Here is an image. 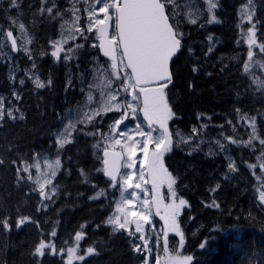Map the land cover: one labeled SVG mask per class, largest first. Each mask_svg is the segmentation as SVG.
Returning <instances> with one entry per match:
<instances>
[{"label": "trees", "instance_id": "obj_1", "mask_svg": "<svg viewBox=\"0 0 264 264\" xmlns=\"http://www.w3.org/2000/svg\"><path fill=\"white\" fill-rule=\"evenodd\" d=\"M55 1L63 5L62 13L70 11L65 0ZM245 1L218 0L215 14L219 23L201 20L192 24L184 16L177 22L170 18L183 33L167 89L174 113L170 129L190 135L193 128L197 129L191 141H175L165 156L166 166L176 177L177 192L189 203L187 211L202 223L196 233L186 234L187 253L193 257L190 264H264V206L258 201L257 179L250 167L261 156V146L259 140L253 141L255 147L242 143L249 139L252 129L250 121L241 119V114L256 117L257 132L264 130V96L250 87V77L243 71L247 47L240 40L239 7ZM18 3V8H9L8 0H0V24L10 23L11 17L25 25L32 55L24 56L22 63L29 67L35 62L36 70L45 75V83L50 79L51 84L37 96L33 82L21 76L19 60L10 61L3 53L4 48L0 49V97L6 105L23 113V119L0 121V159L5 161L0 165V208H3L0 217H6L11 225L7 231L0 228V264H67L58 251L33 256L35 245L45 239L65 247L81 230L84 231L81 247H95L97 254L87 256L79 264H132L126 233L123 230L114 233L113 226L106 222L120 191L116 188L107 194L109 182L100 171V153L95 150L91 136L78 129L74 139L59 150L52 137L61 116L73 108L58 106L62 102V76H56L58 68L47 45L57 29L50 25L48 15L40 12L41 7H46L41 0H18ZM255 10V20L259 19L258 39L264 42L260 40L264 33V0H255ZM11 28L16 35L17 25ZM209 35L212 42L207 39ZM90 54L93 63L95 55L101 58L98 47ZM193 67L197 70L193 71ZM70 74L74 80L75 73ZM20 80L24 83L20 84ZM14 92L19 93V99L13 96ZM78 99L76 96L74 101ZM228 137L241 142L232 143ZM221 144L225 145L224 150ZM57 155L62 162L55 177L60 189L48 206L42 208L33 182L23 172L20 175L25 179L18 182L16 168L21 161ZM13 160L15 165L11 163ZM230 162H235L236 171H229ZM217 184L220 187L212 192ZM94 187L103 191L100 198L91 197ZM213 200L218 208L210 206ZM23 216L31 219L17 228L16 222ZM53 231L55 237L51 236ZM201 243L205 248H200Z\"/></svg>", "mask_w": 264, "mask_h": 264}, {"label": "snow or ice", "instance_id": "obj_2", "mask_svg": "<svg viewBox=\"0 0 264 264\" xmlns=\"http://www.w3.org/2000/svg\"><path fill=\"white\" fill-rule=\"evenodd\" d=\"M79 2V0H76ZM88 3V0H84ZM42 5L49 3V0H41ZM204 7H196V15L193 17L192 8L194 6L188 5V11L185 15L192 24H196L200 15L207 14L208 19L206 23H219L215 14V10L219 7L218 0H203ZM9 8H18V0H8ZM99 5V7H97ZM169 6L171 8L169 9ZM180 5L177 0H93V3L86 9L88 16V25L86 29L76 28V32L84 37L85 33H91L95 30L96 37L99 41L98 45L105 57L111 61L110 71L105 69L101 73L103 80L99 78L94 80L93 84H89V95L87 103L93 102L91 91L99 84H103L101 91V100L95 110L81 111L78 116L81 117L78 121L69 122L64 125L61 131L56 134V143L59 149L71 141L68 139L71 136V130L77 129V123H92L95 127L94 117H103V114L109 112L120 113L119 119H116L109 125L110 133L101 134L99 129L95 132L87 133L88 135H100L104 142L103 146V173L110 179L111 186L116 187L119 184L121 200L117 201L116 214L109 217L107 223L113 226V232H127L128 236L136 237L141 244L132 243V248L135 252H145L147 255L143 259V264H149L148 256L153 253V246L149 245V239L146 238L145 226L147 225L152 232H155L153 223V216H159L164 221L162 228V237L159 233L156 235L155 247L159 248L163 244V252L166 259L161 260L156 258V264H190L193 261L191 255L188 256H167L169 253V234L174 233L179 237V245L183 247L185 243V235L181 230V223L179 217L181 210L187 205V201L177 196L174 189L176 178L168 171L164 164L165 154L170 152L173 147V133L170 132L168 121L174 116L172 108L165 94V88L171 82L172 76L169 71L170 59L180 50L183 33L177 30L178 25L170 23V18L177 16L180 13L177 9ZM54 9L55 14H53ZM166 9H169L166 11ZM69 11V10H65ZM72 12L73 22L79 21L80 17L77 15L78 8L74 5L70 9ZM40 12L48 13L52 19L57 16L63 18V13L57 8L55 0H51L50 7H41ZM102 14V18L101 17ZM256 16L255 0H247L244 5L243 14L241 16V23L247 20L251 26L247 28L246 35L248 50L247 61L244 62L243 71L250 77V87H254L255 91L264 96V73L257 74L256 69H264V42L258 44L257 42V25L259 19ZM11 25H17L21 33V43L18 45V39L14 36V32L10 27L6 32L0 28V36L4 37L0 41V49L7 46V41H10V51H24L31 58V51L27 48L26 43L23 42L27 37V31L23 23H18V18H9ZM204 25H201L203 27ZM109 28H112L113 34L109 36ZM63 37V33H62ZM73 39L75 37H72ZM210 42L213 41L211 35L207 38ZM260 40L264 41V33H261ZM30 42V41H29ZM67 43L66 39L51 41L53 50L50 55L57 60L63 59L65 61L72 60L75 52L83 45L70 46L67 49L63 44ZM258 47L259 51L254 52L253 48ZM213 49L210 46L209 52ZM47 53H41L46 55ZM7 56V54H5ZM259 57V58H257ZM126 59V63H125ZM35 62L32 68L29 79L32 80L37 89L45 88L51 84L49 79L47 83L41 80ZM130 69L129 71H125ZM197 69L193 67V71ZM99 71V68L97 69ZM123 73V75H121ZM119 82L118 88H113V79ZM12 79H15L12 77ZM20 84L24 80L19 81ZM121 91L131 96V102L127 100L118 99L121 96ZM19 99V93H13ZM142 104V107L138 105ZM87 107V104H86ZM123 109V111H121ZM138 112L143 113L144 121L135 124L134 129L128 128L127 121L129 119L139 120ZM239 113L240 110L237 109ZM19 113V115H17ZM91 113V114H90ZM5 118L23 119V113L19 109H13L10 105H6L3 97H0V121ZM241 119L249 120V127L252 131L249 133V139L242 141L246 147H255L254 140H259L261 146V156L257 159L261 160L260 168L264 170V138H261L262 133L257 132L256 117H249L246 114H241ZM123 127V130H121ZM192 133H197V129L193 128ZM179 135V133H176ZM185 143L192 140V135L184 139ZM232 143H240L241 141L233 140L228 137ZM217 143H220L217 141ZM198 146V145H197ZM119 147V151L115 149ZM94 148L100 149L101 144L98 141ZM221 150L225 149V145H220ZM142 154L139 159V168L137 169V154ZM29 164L27 161H21V166L16 168L17 179H25L20 173H29L30 168L36 170L37 176L34 180L39 187V195L43 198L50 199V195L45 192V186L51 185V192L54 193L56 188L52 184L53 178L57 176L61 161L59 155L54 159H45L44 164L48 171L41 173V164L38 160ZM4 160L0 159V165L4 164ZM16 164V160L11 162ZM255 167V165H250ZM229 171H236L235 162L228 164ZM131 170V171H129ZM83 174V171H82ZM149 179H145V175ZM119 177V179H118ZM134 178L136 182H134ZM28 180H33V176L29 174ZM261 177L257 176V180ZM151 185L153 196L151 200L147 198V189L145 185ZM166 185L171 201L164 202V197L161 194L162 186ZM220 185L211 189L215 192ZM131 190V191H129ZM144 193L145 198L141 199L138 194ZM258 201L260 205L264 206V184L257 188ZM99 195V194H98ZM139 205V211H132V208ZM211 207H219V205L212 201ZM153 208L155 212H153ZM3 211V208H0ZM163 211V215H161ZM30 217L23 216L16 222V227L20 228L26 222L30 221ZM35 223V221H32ZM134 225V230L130 226ZM11 227L9 220L6 217H0V228L5 231ZM84 226H81L83 228ZM137 234L139 236L137 237ZM52 237L56 236L55 231L51 233ZM84 237L82 231H77L75 234V243L77 247H69L66 249L67 264H73V260L84 261L86 256L97 254L95 247L89 246L83 255H77L79 251V241ZM200 248H205V244L201 243ZM51 249L56 251V246L45 239H40L35 245L33 256L42 257L46 250ZM65 253L63 247L59 250Z\"/></svg>", "mask_w": 264, "mask_h": 264}, {"label": "rangeland", "instance_id": "obj_3", "mask_svg": "<svg viewBox=\"0 0 264 264\" xmlns=\"http://www.w3.org/2000/svg\"><path fill=\"white\" fill-rule=\"evenodd\" d=\"M65 1L67 3H69L68 7L72 8L74 5L75 8L79 9V12L77 13V15H79L80 19L78 22L74 23L73 19H72V12L71 11H67L66 13H63V18H61L60 16H57L56 19H52L51 15L46 13V15H48V17H49L50 25L56 27V29H57V33L55 35H51L49 37V40L47 41L48 53L50 54L51 51L53 50V46L51 44V41H54V40L66 39L67 43L63 44V47L65 49H67L70 46L74 47L75 45H83V47H80L75 52L74 58L72 60L65 61L63 59V53H61V59L60 60H57L56 58L52 57L51 55H50V57L52 58V60L57 65V68H58V73L56 75L57 77H61V76H62V78L66 77V79L68 81H70L71 74H70V76L64 75L63 70L65 69L67 72H73L72 70H74L75 68L79 69L78 72L75 73L76 78L74 81H79V84H82L81 86L85 89V93H84V97H82L81 95H78L79 99L77 102H74V103H76V105L73 106L74 109L69 110L63 117H61V120L58 124L57 132L61 131L64 128V125H66L69 122V120H72L73 122L78 121L81 118L78 116L79 112L97 109V107H98L97 102H99L101 100V91L103 90V84L102 83L99 84L97 87H95L91 91V95L93 97V102L91 104L87 103V97L89 95V87L88 86H89V84H93L94 80L96 78H99L102 81L103 76L101 75V73L104 72L105 69L110 71V63H111L110 59H107V58H104L101 56L99 47H98V49H99V54H100L101 58H99V57H97V55H95L94 63H93L92 59H90L91 56L93 57V55L90 54V52L93 51V49L95 48L93 45L99 44V41H98L96 34H95V30H93V32H91V33L86 32L84 37H81L76 32L77 27H79L81 29L87 28L89 21H88L86 9L93 3V0H88V3H85L84 0H79V2H76V0H65ZM55 3L57 5V8L61 11V8H63V5H60L57 1H55ZM246 3H247V0L242 5H240V7H239V30H240V40L243 42L244 45H246L247 50H248L246 35H242V33L246 34L247 28L250 27L251 24L247 20H244L243 23H241V16L243 14V8H244V5ZM177 4L180 5V7L177 9V11L180 14L177 16H173V20L176 22L178 20L179 21L183 20V18H181V16H184L188 20V17L185 15V12L188 11V5L194 6L191 10L193 17H195V15H196V7H199V8L204 7L203 0H177ZM50 6H51V0H49V3L46 4V7H50ZM97 7H99V5H97ZM169 7L171 8V6H169ZM55 11L56 10L54 9L52 15L55 14ZM215 12H216V10H215ZM100 18H102V14H101ZM207 19H208V15L205 13L203 15H200L198 22L201 20H207ZM254 22H255V17H254ZM18 23H21V21L20 22L18 21ZM56 23H57V25L55 26ZM0 25H1L0 28H3L5 32L12 26L10 23L0 24ZM17 29H18V26H17ZM26 31H27V29H26ZM62 33H63V37H62ZM112 34H113V31H112L111 35ZM14 36L17 37L18 45H19L21 43L20 31L18 30V33H16V35L14 34ZM72 37H75V38L73 39ZM3 40H4V37L0 36V41H3ZM29 41H30V35L27 32V37H26V39L23 40V42L26 43L27 48L30 50V42ZM257 42H258V44L261 43L258 39V35H257ZM3 48H4L3 53L7 54V57L10 59V61L12 58H14L15 60H19L20 67L22 68L21 69V72H22L21 76H23V77L26 76L29 79L31 72H29L28 70L31 69L32 66L27 67L25 64L22 63V58L28 54H26L24 51L11 52L10 51V41H7V46H5ZM86 49H89V53L86 52ZM84 51L86 52V54L82 57V54ZM253 51L258 53V51H259L258 47H254ZM28 57H29V55H28ZM257 58H259V57H257ZM50 59H49V61H50ZM81 60H83V62ZM246 61H247V58H246ZM48 64H50V62H48ZM79 67L90 68L91 71L90 72H88V71L84 72V69L81 70ZM98 68H99V71H97ZM125 71H129V70L127 69ZM256 72H257V74L264 73V69H256ZM38 74L40 75L39 72H38ZM121 75H123V73H121ZM40 78H41V80L45 81V75H40ZM112 79H113V88H118L119 82L116 81L114 77ZM30 81H32V80H30ZM42 90H43V88L37 89L34 86V92L37 94V96L42 95ZM118 99L127 100V101L131 102L132 98L127 93H123L121 91V96L118 97ZM86 104H87V107H86ZM138 107H142V104L138 105ZM121 111H123V109ZM137 115L139 116V120L129 119L127 121L128 128L134 129L136 123L144 121V117H143L142 112H138ZM119 117H120V113H117V112L105 113V114H103L102 118L100 116L94 117L95 127L93 126L92 123L85 122V123H77V129H79V131L82 132L83 134L95 132L97 130V128L99 129L101 134L110 133L109 125H111L116 119H119ZM173 118H174V116H173ZM172 119L168 121V126H169L170 132L173 133V140H174L173 147H174L175 141H180V140L184 141L183 139H181V137H183L184 139H187V137L190 134L181 131V132H179V135H176L175 134L176 132H174V130L170 129V122L172 121ZM121 130H123V127H121ZM69 131H71V133L73 132V130H71V129ZM191 135L193 136V134H191ZM89 136H91L94 145H96L98 141L100 142L101 148L100 149L95 148V150L100 153V157H101V161H102V156H103L102 149L104 146V142L101 139V136L100 135H95V136L89 135ZM71 138H72L71 136L68 137V139L70 141H71ZM56 146H58V145H56ZM115 150L119 151L120 149H119V147H117ZM166 154H165V156H166ZM141 155L142 154H140V153L137 154V169L139 168V159H140ZM55 157L56 156H51V157L50 156H43V157H36L35 158V160H38L41 164V169H40L41 173H45L48 171L47 167L44 164V160L45 159L51 160V159H54ZM258 157H260V156H258ZM59 158H60V156H59ZM60 161H61V158H60ZM33 162H35V161L33 160L31 162H28V163L31 164ZM261 162H262L261 160L257 159V161L255 163L250 164V165H255V167H251V169H252V171L254 170L253 172L256 175V179H257V176L261 177L260 180H257V188L260 187L261 184H264V170H262L260 168ZM164 164H165V167L168 169V167L166 166V163H165V157H164ZM101 165L102 166L100 167V171H102V169H103V162ZM61 167H62V164L60 165L58 172L61 171L60 170ZM255 168L257 170H255ZM129 171H131V170H129ZM168 171L173 175V173L169 169H168ZM102 173H103V171H102ZM29 174H31L33 176V180H31V181L34 184V190L39 194V187L36 183H34V180L37 176L36 170L34 168H30L29 173H26V176H28ZM118 179H119V177H118ZM145 179L146 180L149 179L147 174L145 175ZM108 182H109V186L106 188L107 194L111 193L110 191H112L116 188H119V184H117L116 187H112L109 178H108ZM134 182H136L135 178H134ZM52 184L55 185V188H56L54 193L51 192V187H52L51 185L45 186V192L50 195V197H51L50 199L43 198L39 195L41 198V207L42 208H46L48 206V204L54 198V195L57 193L58 189H60V186L56 183L55 178H53ZM145 187L147 189V198L149 200H151V198L153 196V193L151 190V185L148 184V185H145ZM173 187H174L175 191L177 192L176 185H174ZM94 190H95V193L91 197L100 198L103 194V191L97 190V189H95V187H94ZM119 191H120V189H119ZM129 191H131V190H129ZM138 194L140 195L141 199L145 198L144 193H140L139 190H138ZM161 194L164 197L165 203H169L171 201V197L169 195V192H168L166 185L162 186ZM257 195H258V192H257ZM177 196L184 198L178 192H177ZM119 200H121L120 192H119V195L115 198V201L113 202V206H112V209H111V211L107 217V221H108L109 217H113L114 214H116L117 201H119ZM187 209L189 210V203H187V205L182 208L181 215L179 217V222L181 223V230L184 232V235H185V243H184L183 247H181L179 245V237L176 234L171 240H169V253L168 254H170V256H172V257H175V256H181L182 257V256H188L189 255L187 253L188 248H187L186 234H187V232L196 233L198 231V229H200V226L202 225V223L198 219L193 218V216L190 214V212L187 211ZM131 210L132 211H139L140 210L139 205L137 204V207L132 208ZM153 212H155L154 208H153ZM161 215H163V211H161ZM152 219H153V223H154L156 231L152 232L149 229V227H147V225H146L145 226V234H146V238L149 239V245L153 246V253L148 256L149 264H156V258L159 255H161V253H162L163 244H162V239H161V244H160L159 248L155 247V239H156L157 233H159L162 237V231L161 230L163 228L164 221L161 220L160 217H157V216H153ZM130 228L134 230L133 226H130ZM81 231L84 233L83 230H81ZM125 233L127 236V239H126L127 245L129 247V249L133 251L134 256L136 258V260H134V259L132 260V264H134L135 262H136L135 264H143V259L147 255L146 251L138 253V252H135L132 248L133 242H135L137 244H141V245L143 242L139 241L138 238H136V237L130 238L128 236L127 232H125ZM171 234H174V233H170L169 236ZM138 236H139V234H137V237ZM49 241L56 246V251L53 252L51 249H48V250H46V252H49L51 254H55L58 251L59 254L65 259L66 262H67L66 249L69 247H73V248L77 247V245L75 243V237L73 239V242L69 243L65 247H63V246L58 247L56 242L53 240H48L46 242H49ZM81 241H79V246H78L79 251L77 252V255H83L87 249V248L83 249L81 247ZM61 247H63L65 249V253H61L59 251ZM81 262L82 261H78L75 259L73 260V264H75V263L79 264Z\"/></svg>", "mask_w": 264, "mask_h": 264}, {"label": "flooded vegetation", "instance_id": "obj_4", "mask_svg": "<svg viewBox=\"0 0 264 264\" xmlns=\"http://www.w3.org/2000/svg\"><path fill=\"white\" fill-rule=\"evenodd\" d=\"M78 68H75L74 70H73V72L74 73H77L78 72ZM81 70H83L82 68H81ZM70 73L71 72H67L65 69H64V71H63V74L64 75H69L70 76ZM75 78H76V76L74 77V80H75ZM73 80V78H72V75L70 76V81H68L67 79H66V77H63L62 79H61V81H62V91H61V96H62V102L58 105L59 107H61V108H69V107H71V106H74V105H76V103H74V102H77V100L76 101H74V99H75V97L76 96H78V95H81L82 97H84V93H85V89L81 86L82 84H79V81H74ZM63 84H64V87H63ZM169 85H170V83L168 84V86L165 88V94H166V97H167V89H168V87H169ZM82 88V89H81ZM76 95V96H75ZM75 96V97H74ZM73 99V101H72V103L69 105V103H70V101ZM74 104V105H73ZM65 105V107H62V106H64ZM69 105V106H68ZM72 109H74V108H70V109H68L65 113H64V115L69 111V110H72ZM61 117H63V116H61ZM60 122V120L58 121V123ZM54 129V131H53V133H52V137H53V139L56 141V134H57V129H58V127H57V125L53 128ZM55 129H56V131H55ZM75 133H76V130H73V132H72V135H71V141L74 139V137H75ZM61 164H62V162H61ZM107 178V177H106ZM108 179V178H107ZM157 217H159V216H157ZM148 227V226H147ZM175 236V234H171L170 236H169V240H171L173 237ZM167 256H170V254H167ZM161 260H165L166 259V256H165V253L163 252V250H162V253H161V255H159L158 256Z\"/></svg>", "mask_w": 264, "mask_h": 264}, {"label": "water", "instance_id": "obj_5", "mask_svg": "<svg viewBox=\"0 0 264 264\" xmlns=\"http://www.w3.org/2000/svg\"><path fill=\"white\" fill-rule=\"evenodd\" d=\"M167 11V10H166ZM170 23H171V20H170ZM111 33H112V28H109V36H111ZM180 50H181V48H180ZM179 50V51H180ZM179 51L170 59V61H169V65H168V67H169V71H170V73H171V76H172V78H173V74H172V62H173V60H174V58H175V56L179 53ZM100 54H101V56L102 57H104V58H107V59H109L108 57H105L104 56V54H103V51L100 49ZM125 63H126V59H125ZM129 70V72H130V69H128ZM172 80V79H171ZM169 84V83H168ZM168 86V85H167ZM133 227H134V225H133Z\"/></svg>", "mask_w": 264, "mask_h": 264}, {"label": "bare ground", "instance_id": "obj_6", "mask_svg": "<svg viewBox=\"0 0 264 264\" xmlns=\"http://www.w3.org/2000/svg\"><path fill=\"white\" fill-rule=\"evenodd\" d=\"M75 101H76V100H75ZM80 101H81V100H80ZM80 101H79V102H80ZM74 106H75V105H74ZM55 131H56V129H55ZM186 240H187V239H186ZM135 263H136V262H135ZM135 263H134V264H135Z\"/></svg>", "mask_w": 264, "mask_h": 264}]
</instances>
